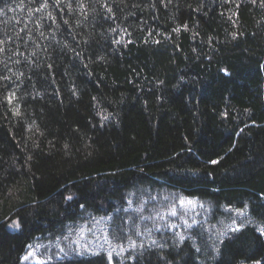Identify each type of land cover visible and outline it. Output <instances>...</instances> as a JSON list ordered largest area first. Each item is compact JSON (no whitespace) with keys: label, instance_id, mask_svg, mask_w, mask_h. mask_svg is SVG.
Returning <instances> with one entry per match:
<instances>
[{"label":"trees","instance_id":"trees-1","mask_svg":"<svg viewBox=\"0 0 264 264\" xmlns=\"http://www.w3.org/2000/svg\"><path fill=\"white\" fill-rule=\"evenodd\" d=\"M148 193L236 226L47 264H264V0H0V264Z\"/></svg>","mask_w":264,"mask_h":264},{"label":"rangeland","instance_id":"rangeland-1","mask_svg":"<svg viewBox=\"0 0 264 264\" xmlns=\"http://www.w3.org/2000/svg\"><path fill=\"white\" fill-rule=\"evenodd\" d=\"M140 203L130 207L129 213L135 216V225L110 237L105 228V219L87 220L84 223L67 226L65 232L48 241L30 244L23 257V264H47L65 258L82 257L104 253L112 262L120 259L124 252L136 242L153 245L156 237L182 239L192 230L206 229L210 237H220L235 228L234 221L221 220L206 224L209 212L201 202L184 199L176 195H139ZM237 214V212H236ZM235 214V215H236ZM239 217V214H237ZM130 226V225H129ZM130 228V229H129ZM264 234V228L262 229ZM127 239L122 243L123 239ZM131 238L135 239L134 241Z\"/></svg>","mask_w":264,"mask_h":264}]
</instances>
